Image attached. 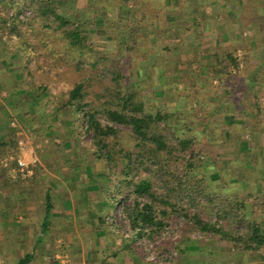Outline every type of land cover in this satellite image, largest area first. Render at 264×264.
I'll use <instances>...</instances> for the list:
<instances>
[{"label": "trees", "instance_id": "16d2710c", "mask_svg": "<svg viewBox=\"0 0 264 264\" xmlns=\"http://www.w3.org/2000/svg\"><path fill=\"white\" fill-rule=\"evenodd\" d=\"M64 1L0 0V95L4 89L18 92L14 111L24 123L30 121L28 128L26 123L9 127L0 136V194L41 197L43 225L35 245L57 237L47 234L52 177L39 164L29 177L15 174L17 163L5 166L2 160L17 157L32 133L48 170L69 165L77 148L67 152L55 142L63 120L74 124L68 127L82 154L101 165L99 192L104 191L102 199L96 193L97 212H89L93 221L79 227L82 241L71 236L86 249L82 256L72 255L74 264H199V258H188L191 241H202L194 252L206 253L203 264H221L223 252L228 262L264 259V15L250 24L242 20L258 1L234 17L230 0H86L77 14L68 12ZM193 1L199 3L197 13L166 11H185ZM216 3L215 19H225L224 26L233 28L240 19L261 34L254 64L251 46L241 45L229 29L218 32L216 48L209 47L205 14ZM99 36L114 40L117 48L99 49ZM55 81L70 88L48 113V86ZM6 102L0 98V111ZM219 117L235 122L217 128ZM242 132L253 137L246 138L250 157L234 151L222 161L213 147L234 142ZM46 133L52 134L47 144ZM87 134L91 140L85 145L81 139ZM255 134L262 136L258 146ZM2 205L0 198V213ZM119 207L123 232L113 223ZM0 231L4 264H54L43 262L27 242L20 256L14 249L17 228L4 227L1 218ZM216 243L228 247L214 251ZM165 251L171 252L167 258Z\"/></svg>", "mask_w": 264, "mask_h": 264}, {"label": "crops", "instance_id": "0c3cea01", "mask_svg": "<svg viewBox=\"0 0 264 264\" xmlns=\"http://www.w3.org/2000/svg\"><path fill=\"white\" fill-rule=\"evenodd\" d=\"M13 106V105H11ZM15 112V107L8 108ZM9 112L11 113V111ZM6 111H0V136H3L6 130L9 127H16L25 124L24 121L18 120L15 117H11L9 119V123L6 126L4 117L6 116ZM19 111L16 112V114ZM32 121V120H31ZM30 122V121H29ZM27 122L24 127L28 128ZM11 124V125H10ZM59 131H55V142L62 143L64 150L68 151V148H80L82 145L78 146L77 137L74 136L71 128H69V124H58ZM27 130V129H26ZM33 131H36L37 128H32ZM31 131V130H30ZM54 131V130H53ZM33 135V134H32ZM32 135L28 136V142L25 143L27 150H34V155L38 158L37 163L30 166L31 174L26 176L29 177L33 174V167L37 164L41 165L44 168V171H47V174L52 177L51 181L52 189H54L53 199H54V209L51 212L50 223L48 225L47 234H51V232H56L57 237L55 240L51 241L44 240V242L37 244L35 240L31 250H38L43 253V251H47L48 254L51 251V254L58 252L64 253V251L70 252V254H75L76 252H84L85 248L82 247L81 243L72 244L71 236H77L79 242L82 241L81 233L78 231L79 227L82 225L86 229L87 220L93 221L89 216V212H97L96 202L97 196L96 193L99 192L101 188L100 183L102 182L101 175V165L99 163L94 162L91 158L90 154L84 156L82 154V149H76L72 153L69 154V165H64L63 161L60 166H54L55 170H48L44 163L39 159L37 148H40V144H35L32 139ZM51 133H46L45 143L49 142L48 136H51ZM52 137V136H51ZM78 141V142H77ZM81 150V152H79ZM30 152V151H29ZM29 152L27 155H30ZM87 159V160H84ZM87 161V162H86ZM31 162V160H28ZM74 170H77L76 173H73ZM92 170V174L88 177V180H85L84 172ZM81 172V173H80ZM71 173V174H70ZM80 173V174H79ZM75 174H77L75 176ZM72 175V177H71ZM15 174L13 175V177ZM104 191L101 189L98 193L100 195V199H102ZM102 196V197H101ZM0 198L3 201V208L1 210V221H4V227L6 226H14L17 228V234L15 238L18 241V244L14 247L15 250H19L20 253L24 254V245L21 243L26 240L28 237L40 234L41 226L43 225V216L39 209L37 208L41 204V197L37 196L36 198L30 200L26 199V196L12 195V194H0ZM28 198V197H27ZM69 205V207L67 206ZM113 213H116V209ZM40 229V231H39ZM0 234L3 233L0 231ZM48 235V237H49ZM40 237V235H39ZM3 240V236L0 241ZM74 241V240H73ZM97 245H102V238L99 237L97 239ZM186 246V245H185ZM34 247V248H33ZM228 247V246H226ZM224 244L216 243L214 245V251L225 250ZM219 249V250H218ZM222 249V250H220ZM49 250V251H48ZM219 254V253H218ZM51 256V255H50ZM69 257V255H66ZM219 256V255H218ZM42 260V259H41ZM112 259H109V261ZM200 263L205 261V258L199 259ZM227 257H221V264H263L264 259L263 256L258 255V257L254 259L249 258H240L237 257L235 260L227 261ZM45 262V261H43ZM46 263V262H45ZM118 264H135L134 262H120Z\"/></svg>", "mask_w": 264, "mask_h": 264}, {"label": "rangeland", "instance_id": "374dc122", "mask_svg": "<svg viewBox=\"0 0 264 264\" xmlns=\"http://www.w3.org/2000/svg\"><path fill=\"white\" fill-rule=\"evenodd\" d=\"M230 1H232V2H230V6H231L232 9L229 11V15H230V17H234L235 16V11L240 12V10H243L244 7H246L251 0H234V2H233V0H230ZM257 1H258V4H259L258 6L256 4L253 6V4H252L253 7H251V10H249V12H248V10H246L245 15H244V19H242L245 22V24H250L251 22H256V20L261 19L262 16L264 15V9H263L264 8V0H257ZM64 2H66L67 11L68 12L71 11L73 14L82 13L85 10L86 0H65ZM198 6H199L198 1H193L192 7L186 8L185 11H182V10H179V9H174L173 7L167 8L166 11H167L168 15L169 14H173V15L174 14H177V15L178 14H189V13H192L193 10H194L193 13H197V11H195V10H196V8ZM219 9H220V4L216 3L215 5H212V7L205 14V17L208 16V18L210 20V36L212 38V42H211V44H209V47H212V49L216 48L217 41H218L217 38H218V34H219L218 32L219 31H224V29H229V31H233V33H235L237 35L236 37L239 38V42H240L241 45H249V46H251L250 49H248L247 51L252 52L253 58H252L251 63L254 64L255 61H256V58L258 57V54H259L258 53V44H259L260 41L261 42L263 41L261 34L257 35L256 32H255V28L253 26L244 27V24L240 21V19H238L237 23H235V25H233V28L232 27L228 28V27L224 26L225 25L224 22H226L225 19L224 20H219V21L215 19V16L218 13ZM171 11L173 13H171ZM173 15H171V16H173ZM227 15H228V13H227ZM180 23L183 24V23H185V21L181 20ZM90 30L94 31L93 25L90 27ZM113 41L114 40L107 42L105 37H100L99 36L97 38L98 48L101 49V50L117 48V45L114 44L115 42H113ZM239 42H236V43H239ZM110 52H111V55H113V56L116 55L113 51H110ZM241 54H242V50H238L237 51L238 57H240ZM1 62L2 61H0V65H1ZM170 72H171V70H168V73H170ZM9 73H10L9 79L12 80L13 76H14L13 70L10 71ZM48 87H49V95L50 96L48 98L49 103L47 105L46 112L51 113L52 110L56 107L58 100L63 98L65 96V93H67L69 91L70 86H69L68 82H66V81H55L54 83H52ZM10 91L12 93H10ZM17 96H18V92H14L13 90L4 89L1 92L0 98L1 99L4 98L5 100H8V102H6L7 103L6 104V109H7L6 116L4 117L6 126L8 125V123H9L8 121H9V119L11 117H15L16 119L20 120L19 119L20 116H21L20 112L16 114L15 112H13V110L8 109V108H12L13 107L11 105L15 104V101L17 100ZM148 101H149V103L153 102V97L151 95H149V100ZM9 110L11 111V113L9 112ZM231 119L232 118H227V120H226V118L219 117L217 119V122L219 123L217 128H221L222 124L223 125L225 124V127L230 126V124L235 122V121H233ZM64 122L65 121H63V120L59 121L57 123V126H59L58 124H61V127H62ZM65 124H67V122H65ZM68 124L71 127L74 126V124L72 125V122H70V123L68 122ZM124 129H126V128H124ZM28 134L32 135V133H28ZM246 138L250 139L251 141L253 140V137L250 134L242 132L241 134L235 136L234 142L233 141L232 142L231 141H226L225 144H220L219 147H213V148H216L221 153L222 161H226L228 159H231L232 158V154H234L233 153L234 151H236L237 153L238 152H242V153L246 154L245 157H250V153L248 151V141L246 140ZM261 138H262V136L260 134H255L254 142L257 143L256 146H258V144L261 143ZM90 140H91V135L87 134V135H84V137H82L81 142L86 145V143H89ZM77 149H79V148H77ZM15 169L16 168H14L12 170V172H14ZM76 171L77 170H74L73 173H76ZM84 174H85L84 175L85 180H88V177H90V175L92 174V170L84 172ZM76 175L77 174H75V176ZM71 177H72V175H71ZM67 206L69 207V205H67ZM261 214L264 215V212L263 213L261 212ZM263 217H262V219H264ZM113 223L118 227L119 231L123 232V231L127 230L125 220H124L123 216L121 215L120 207L118 208L116 213H114V215H113ZM39 231H40V229H39ZM39 235L40 234L37 233L36 235L32 236V238L28 237L25 241L21 242L24 245V247H23L24 248V254L26 252V243L25 242H27V245L31 249V247L33 246L35 240L37 241L40 238ZM2 236H3V239H4V235H1V234H0V239L2 238ZM195 237L198 238L197 235H195ZM195 242L198 245L200 244L201 246H204L201 243L202 241H200L199 243L197 241H195ZM193 244H194V241H191V242H189L187 244V245H191L188 248V250L191 251L190 253H188V258L189 259H194V258H199V259L205 258L206 259V253H202V252L195 253L194 252V251H196V247H199V246L196 245V244L195 245H193ZM100 246H101V244H100ZM36 247H37V245H36ZM82 247L84 248L83 244H82ZM34 252L37 255V257L42 259V261H46V262L53 261L54 264L57 263L55 261V260H57V258H56L57 255H63V256L64 255H69L70 261L72 262V264H74L73 263L74 261H73L72 254H70V252H68V251H64V253H60V254H58V252H56V253L53 254V258H51V256H50L51 255V251H50L49 254H48L47 251H43V253H41L38 250H36ZM79 253H81V256H82V254L84 252H76L75 254H79ZM170 253L171 252H169V251H165L163 253V256L165 258H167V257L170 256ZM172 253H173V251H172ZM19 254H20V256L24 255L23 252H21ZM220 255H222V253H220ZM222 257H225V252H223V256ZM148 259L153 260L154 258H153V256H151ZM0 264H4V260L3 259H0ZM9 264H13V262H10ZM199 264H201V263H199Z\"/></svg>", "mask_w": 264, "mask_h": 264}, {"label": "built area", "instance_id": "2783aa9c", "mask_svg": "<svg viewBox=\"0 0 264 264\" xmlns=\"http://www.w3.org/2000/svg\"><path fill=\"white\" fill-rule=\"evenodd\" d=\"M28 152L30 155H27ZM28 160H31V162H28ZM12 161H15L17 163L15 174L19 172L22 174V176L26 177L31 174L30 166L37 163L38 158L36 157V155H34V150H27L25 144H23L20 147V153L17 157H15L14 155L8 156L2 161V163L7 166ZM172 254L176 255V252H173ZM56 258V264H72L69 257L66 255H57Z\"/></svg>", "mask_w": 264, "mask_h": 264}]
</instances>
